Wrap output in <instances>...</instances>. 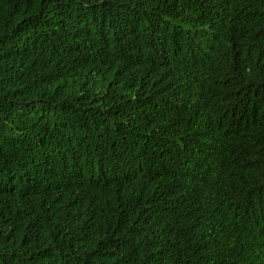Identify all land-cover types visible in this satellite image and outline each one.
Here are the masks:
<instances>
[{
    "label": "trees",
    "instance_id": "16d2710c",
    "mask_svg": "<svg viewBox=\"0 0 264 264\" xmlns=\"http://www.w3.org/2000/svg\"><path fill=\"white\" fill-rule=\"evenodd\" d=\"M0 264H264V0H0Z\"/></svg>",
    "mask_w": 264,
    "mask_h": 264
}]
</instances>
